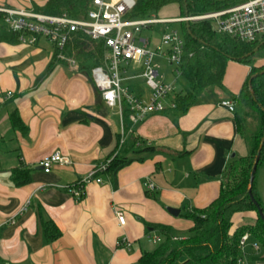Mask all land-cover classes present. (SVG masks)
Listing matches in <instances>:
<instances>
[{"label":"crops","instance_id":"1","mask_svg":"<svg viewBox=\"0 0 264 264\" xmlns=\"http://www.w3.org/2000/svg\"><path fill=\"white\" fill-rule=\"evenodd\" d=\"M46 1L0 0V7L33 10ZM171 5L178 7L164 6L161 19L179 17L166 12ZM249 71L229 61L224 89L200 97L183 115L153 113L136 124L128 119L125 129L122 114L102 99L90 72L64 55L55 59L49 41H0V264H137L159 241L147 224L186 232L193 223L183 213L208 206L219 194L228 161L247 155L233 112L221 101L240 91ZM132 74H123V85L140 89L142 78ZM13 112L26 130L11 125ZM148 146L155 150L144 151ZM53 152L69 162L45 173L39 162ZM122 152L126 162L112 174L100 172V182L78 185L92 168ZM12 169H29L30 181L15 185ZM255 219L254 212L237 215L233 228ZM42 221L57 226L56 240L44 243ZM122 239L130 246L118 245ZM253 243L249 237L241 264H264V248L255 251Z\"/></svg>","mask_w":264,"mask_h":264},{"label":"trees","instance_id":"2","mask_svg":"<svg viewBox=\"0 0 264 264\" xmlns=\"http://www.w3.org/2000/svg\"><path fill=\"white\" fill-rule=\"evenodd\" d=\"M89 1L47 0L42 6L34 5L33 10L48 15L66 14L72 18H80L85 14ZM237 1L135 0L132 10L125 17L133 20L156 17L160 9L169 4L178 5L179 17H198L225 10ZM182 21L149 26V30L157 31L161 35L169 24L177 22L184 42L179 65L180 75L177 79L179 90L170 97L173 106H167L163 112L179 116L185 114L200 97L215 88L224 89L223 79L229 61L247 65L250 71L240 91L235 95L230 94V99L234 106L236 131L244 140L248 152L244 157L234 156L228 161L222 173L219 194L208 206L203 209L192 208L183 213L193 223L185 233L180 234L166 225L147 224L158 233L159 241L151 250L141 253L137 264H238V261L242 263L244 257V250L240 246V239L244 234L253 237L264 248V221L257 211L258 207L264 215V204L257 191L258 174L264 170V65L256 66L251 60L255 53L264 49V38L256 42H243L217 32L211 19ZM0 41L19 42L16 33L6 30L2 14ZM53 48L55 59L61 53L66 58L74 59L79 70L88 72L103 64L107 51L102 40L93 41L80 31L71 33L70 40L61 52L55 46ZM136 86H129L128 89L136 96H141L143 90ZM122 117L124 128H129L128 110L125 107L122 109ZM9 119L14 128L26 130L17 112L10 114ZM261 141L263 145L249 187L250 172ZM136 142V138L131 139L128 148L133 149ZM143 150L155 149L148 146ZM123 153H117L110 160L105 172L112 174L126 162ZM11 178L15 185L23 186L30 181V171L12 169ZM252 212L256 214L252 224L242 223L233 228L237 215ZM41 229L46 244L60 235L52 221H42Z\"/></svg>","mask_w":264,"mask_h":264},{"label":"built area","instance_id":"3","mask_svg":"<svg viewBox=\"0 0 264 264\" xmlns=\"http://www.w3.org/2000/svg\"><path fill=\"white\" fill-rule=\"evenodd\" d=\"M134 4L135 0H90L85 14L80 18L3 7H0V13L3 15L6 30L16 33L19 43L32 45L41 37L61 52L73 32L80 31L93 41L102 40L107 51L103 64L91 69V79L109 106H117L120 114L124 107L128 110V119L132 124L143 121L150 114L163 112L167 106H173L170 97L177 91L175 83L180 75L179 65L184 45L178 31L167 28L154 47L149 38L141 37V29H149L153 24L200 18L213 20L217 32L239 41L256 42L264 38V0H238L235 5L225 10L184 19H127L125 14L132 10ZM59 56L63 57L61 53ZM155 58L172 66V82H164L165 75L159 71L160 64ZM128 70L133 73L132 77L142 78L149 87L148 100L136 96L123 85V74ZM221 105L233 112L231 100H222ZM125 136L122 129L120 145L125 141ZM68 162L59 152H53L44 157L39 165L43 172L49 173L53 165ZM109 163L110 160L92 168L78 185L83 186L92 180L100 182L98 174L104 172ZM146 186L150 190L154 189L151 182L147 181ZM116 217L118 223L124 225V217L118 213ZM248 238V234L241 237L242 249ZM118 245L129 247L130 243L122 239ZM252 248L259 250L257 243H253ZM238 264L241 262L238 261Z\"/></svg>","mask_w":264,"mask_h":264},{"label":"rangeland","instance_id":"4","mask_svg":"<svg viewBox=\"0 0 264 264\" xmlns=\"http://www.w3.org/2000/svg\"><path fill=\"white\" fill-rule=\"evenodd\" d=\"M166 12L173 13V14H170V15H179V8L177 6L171 5L168 8H166ZM161 14L160 13L157 14L158 18H161L160 17ZM184 18H186V17H183V16L182 17H178V19H184ZM200 20H202V19L195 18V19H192V20H189V21L197 22V21H200ZM168 29L169 30H172V29L173 30H177L178 33L181 32V27H180L179 23H177V22L169 24L168 25ZM140 34H141L142 38L151 37L150 41H151V43L154 44V47L158 43L159 38H160V34L157 31H151L149 29H141ZM149 35H151V36H149ZM153 44H152V46H153ZM251 60L253 61V63L256 66H263L264 65V49H261L260 51L255 53L252 56ZM155 61H157L160 64L159 71L165 75L164 82H166V83L167 82H172L174 80V76L171 73L172 66L167 64L165 61L157 59V58H155ZM138 82L141 85V88H142V90L144 92L143 96H142V99L148 100L149 99V95H150L149 87L145 84L143 79H139ZM175 87H176V90L178 91L179 90V85H178L177 81L175 83ZM257 191H258V194L261 197V200H262V202L264 204V170L260 171L259 174H258ZM178 233H181V232H178ZM248 247L249 246L247 245L244 248V250L247 249ZM259 249H260V251L262 250L260 246H259Z\"/></svg>","mask_w":264,"mask_h":264},{"label":"water","instance_id":"5","mask_svg":"<svg viewBox=\"0 0 264 264\" xmlns=\"http://www.w3.org/2000/svg\"><path fill=\"white\" fill-rule=\"evenodd\" d=\"M185 21L188 22L189 20L187 19ZM262 145H263V141H261V143L259 144L258 152H257V154L255 156L254 161H253L252 169H251V172H250L249 187H251V183H252V180H253L254 172H255L256 165H257V162H258V159H259V154H260V150L262 148ZM249 193H250V189H249ZM167 211L170 214H173L175 216L178 215V213H179L178 209H174V208H170V207L167 208ZM257 211H258V215L260 216V218L264 221V215L262 214V211L258 207H257Z\"/></svg>","mask_w":264,"mask_h":264}]
</instances>
